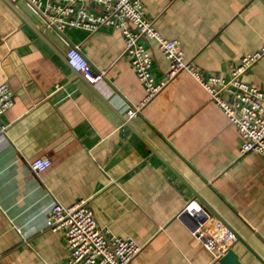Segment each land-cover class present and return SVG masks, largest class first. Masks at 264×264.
<instances>
[{
  "label": "crops",
  "instance_id": "1",
  "mask_svg": "<svg viewBox=\"0 0 264 264\" xmlns=\"http://www.w3.org/2000/svg\"><path fill=\"white\" fill-rule=\"evenodd\" d=\"M142 1L156 29L206 76L229 79L241 57L264 44V0ZM142 42L163 81L169 60L156 41ZM71 45L106 71L104 82L93 86L68 64ZM242 79L264 89V57ZM5 81L14 104L0 139V264L66 263L64 231L47 226L56 201H86L101 227L138 242L133 264H222L191 234L195 220L180 216L191 200L239 235L231 249L242 264H263L248 247L264 261V158L241 154L237 127L191 74L168 81L127 121L145 91L120 31L60 34L27 0H0ZM39 157L52 166L35 173Z\"/></svg>",
  "mask_w": 264,
  "mask_h": 264
},
{
  "label": "built area",
  "instance_id": "2",
  "mask_svg": "<svg viewBox=\"0 0 264 264\" xmlns=\"http://www.w3.org/2000/svg\"><path fill=\"white\" fill-rule=\"evenodd\" d=\"M40 15L45 28L62 33L65 28L83 29L89 34L103 27L121 32L125 55L144 88L145 96L137 105L126 110L127 121L138 117L168 81L181 72L191 74L208 92L210 98L234 124L242 139L241 154L257 153L264 158V89L242 79L253 65L264 57V44L241 57L229 79L219 75H204L194 63L187 60L178 41L165 38L154 23L146 17L142 0H27ZM154 40L170 62L163 81L152 74L153 54L143 40ZM68 64L85 80L96 86L107 79V73L93 65L77 45L66 53ZM14 104V92L8 81L0 84V139L7 135L9 124L3 115ZM52 166L49 157L36 158L31 163L35 173ZM189 214L195 224L193 237L220 260L238 241L237 234L222 220L208 211L199 201H188L180 216ZM47 226L53 231L63 230L67 239L68 260L64 264H133L142 247L130 237H122L101 227L93 209L80 201L71 206L54 202L47 217Z\"/></svg>",
  "mask_w": 264,
  "mask_h": 264
},
{
  "label": "water",
  "instance_id": "3",
  "mask_svg": "<svg viewBox=\"0 0 264 264\" xmlns=\"http://www.w3.org/2000/svg\"><path fill=\"white\" fill-rule=\"evenodd\" d=\"M197 194V193H196ZM198 197H200L198 194H197ZM201 198V197H200ZM186 217H190L192 218L189 214H185ZM237 238L238 240H241V238L239 237V235H237ZM260 260L261 262L264 264V261L263 259H261L257 253H255V251L251 248V247H248ZM220 262L222 264H242L239 260H238V257L235 253H233V250L230 249L227 254L225 256H223L221 259H220Z\"/></svg>",
  "mask_w": 264,
  "mask_h": 264
}]
</instances>
